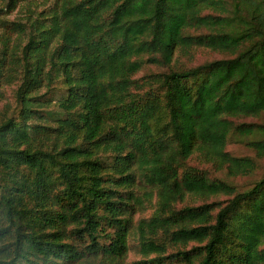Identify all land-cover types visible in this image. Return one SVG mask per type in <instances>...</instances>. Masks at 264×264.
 Returning <instances> with one entry per match:
<instances>
[{
  "label": "trees",
  "instance_id": "1",
  "mask_svg": "<svg viewBox=\"0 0 264 264\" xmlns=\"http://www.w3.org/2000/svg\"><path fill=\"white\" fill-rule=\"evenodd\" d=\"M263 160L264 0H0V264H264Z\"/></svg>",
  "mask_w": 264,
  "mask_h": 264
},
{
  "label": "rangeland",
  "instance_id": "2",
  "mask_svg": "<svg viewBox=\"0 0 264 264\" xmlns=\"http://www.w3.org/2000/svg\"><path fill=\"white\" fill-rule=\"evenodd\" d=\"M28 7V4L27 3H22V6L19 4L18 7L11 11L9 14H8V19H11V20H21L26 14L27 12H25V9H27ZM206 54V53H205ZM205 57V56H204ZM204 57H201L200 59L198 60H201L203 59ZM238 145V144H237ZM235 145L233 147H237L238 151L242 152V150H244L242 147H240V145ZM262 165H264V160L262 161ZM261 174V172H257L256 174H254V177H258L259 175ZM251 178V179H252ZM250 178H240V179H237V182L241 185H244L245 183H247V181H249ZM149 211H146L145 214H147ZM128 259L131 261V260H134V259H137L139 257V254L134 251V250H130L129 253H128Z\"/></svg>",
  "mask_w": 264,
  "mask_h": 264
}]
</instances>
